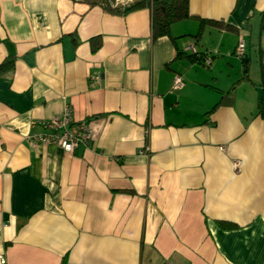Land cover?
<instances>
[{"label":"crops","instance_id":"1","mask_svg":"<svg viewBox=\"0 0 264 264\" xmlns=\"http://www.w3.org/2000/svg\"><path fill=\"white\" fill-rule=\"evenodd\" d=\"M262 12L189 0L190 17L154 38L148 8L0 0L7 264H264ZM67 107L91 124L88 144L31 140V122Z\"/></svg>","mask_w":264,"mask_h":264},{"label":"built area","instance_id":"2","mask_svg":"<svg viewBox=\"0 0 264 264\" xmlns=\"http://www.w3.org/2000/svg\"><path fill=\"white\" fill-rule=\"evenodd\" d=\"M132 0H115L114 5H126ZM187 51L190 53H196L197 49L195 45H190L187 47ZM235 55L240 58L245 56V40L242 35L239 36ZM204 60L207 62L210 58ZM182 86V78L177 75L173 81V90L180 89ZM39 126L43 129V132L32 134V141H39L43 144H54L60 146L65 151L71 153L78 145H86L93 139L94 130L91 124L84 120L73 119L71 109L67 107L64 113L57 116H52L48 119H43L40 121L31 122L30 126ZM223 149L224 147H220ZM240 166V161L234 162V167ZM0 264H7L6 258L3 254H0ZM76 264V263H68ZM164 264H173L169 261L164 262Z\"/></svg>","mask_w":264,"mask_h":264},{"label":"trees","instance_id":"3","mask_svg":"<svg viewBox=\"0 0 264 264\" xmlns=\"http://www.w3.org/2000/svg\"><path fill=\"white\" fill-rule=\"evenodd\" d=\"M91 4H100L105 6L111 11L117 13H126L129 11L137 10L140 8H148L150 10L151 17V32L152 36L158 37L163 35H169L170 26L178 21L187 19L190 17L189 13V0H133L126 5H114L115 0H87ZM260 30L264 32V12L260 14ZM189 58L192 61H200L205 63L206 56L209 53H196L187 52ZM9 63V62H8ZM0 65V72L5 65Z\"/></svg>","mask_w":264,"mask_h":264}]
</instances>
